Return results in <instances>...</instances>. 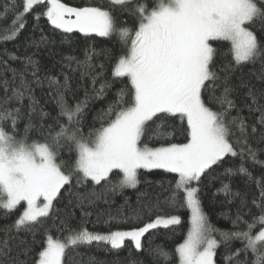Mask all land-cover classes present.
<instances>
[{
    "label": "snow or ice",
    "instance_id": "6c2138e0",
    "mask_svg": "<svg viewBox=\"0 0 264 264\" xmlns=\"http://www.w3.org/2000/svg\"><path fill=\"white\" fill-rule=\"evenodd\" d=\"M9 14L0 43L14 41L32 15L34 30L43 17L65 41L79 33L85 40L105 38L113 47L88 46L83 59L64 55L59 73L43 75L35 53L4 50V71L11 76L0 77V209L16 219L0 228V264H68L70 251L93 243L120 250L127 241L140 251L146 234L181 225L180 209L190 212L186 236L172 249L150 244L152 264H264V173L256 176L247 166L264 168V148L250 142L259 128L258 144L264 143V0H89L83 6L6 0L0 21ZM40 31V39L30 41L37 48L48 43ZM221 42H227L226 51ZM257 62L259 88L236 77L238 69ZM77 69L92 86L83 97L69 75ZM45 82L53 111L36 96ZM240 89H247L242 105L235 99ZM97 100L107 104L96 110ZM245 108L258 114L251 124ZM141 170L168 176L164 204L173 212L152 218V209L160 207L157 196L131 216L122 215L124 206L115 216L106 213L107 232L89 230L88 209L109 203V193L136 189ZM237 176L243 189L234 187ZM206 181L219 183L214 195L235 206L234 214H220L230 229L213 225L204 211ZM252 185L256 192L249 199ZM66 198L64 209L81 210L76 225L74 212L61 215L56 206ZM21 232L31 239H20Z\"/></svg>",
    "mask_w": 264,
    "mask_h": 264
},
{
    "label": "trees",
    "instance_id": "16d2710c",
    "mask_svg": "<svg viewBox=\"0 0 264 264\" xmlns=\"http://www.w3.org/2000/svg\"><path fill=\"white\" fill-rule=\"evenodd\" d=\"M22 0H18V3ZM70 6H83L88 3L89 0H64ZM95 2V0H93ZM6 3V0H0V9L3 8V5ZM41 9H37L40 11ZM12 16L9 14L8 19L0 21V28L8 25L11 21ZM124 19H127L125 16ZM27 23L25 28L20 32L19 36L9 43H0V77L7 75L11 76V73L4 71V65L2 61L8 60L7 55H5L4 50L7 49L9 52H14L17 56L31 55L35 53V59H38L41 67V75L47 73L57 74L62 70V57L64 55H74L80 59H83V53L86 47L92 46L97 51L101 49H111L113 47V42L105 38H95L93 40H85L82 34L72 33L68 34L70 39L68 41L64 40L63 34L59 30L53 31L51 26L47 23L46 18H41L39 21V28L34 30L36 21L33 19L32 15L26 17ZM47 36L48 43L46 45H40L39 48L33 46L30 41L32 39L39 40L41 36V31ZM227 42H221L219 44L221 51L227 50ZM103 61V57H100V60L97 62ZM12 67L19 68L20 62L8 61ZM107 66V62L104 61ZM73 68H76L75 63L72 65ZM64 71H69L68 69H63ZM80 69H77L76 72H69V75L73 77L72 79V88L76 91L77 97H83L85 88L91 90L90 79L85 78L80 79ZM261 72V65L257 62L255 65L249 64L243 68H240L236 71V77H242L245 81H250L253 84H256L257 87H261V82L257 80V76ZM235 82V81H234ZM119 86V85H118ZM97 87L99 85L97 84ZM247 89H240L235 99L238 105H242L243 98L245 96ZM48 88L47 83L45 82L43 90L36 88V96L40 100L41 105L45 107L46 111H53V103L51 98L47 95ZM108 99H111V94H109ZM27 103V101H25ZM107 104V100H97L92 102V107L96 110L104 107ZM243 115L248 119L251 124L255 115H250L248 110L245 108ZM89 120H91V113L89 114ZM23 125H21V128ZM260 129L254 137L251 138L250 142L254 147L257 145L261 148H264V143H259L260 141ZM154 146H158V143ZM259 159L264 160V153H262ZM256 176H259L261 173H264V168L260 165L253 166L251 163L247 165ZM142 175L140 177V184L136 189L125 188L122 192L108 195L109 203H105L103 200L98 201L95 208H89L88 210L93 213L92 216L88 218L89 223L87 227L89 230H95L99 232H107L108 226L105 225L104 221L107 220L106 213L111 212L112 215L118 214V209L121 206H124L122 215L131 216L132 209L139 208L142 204H151L157 196H159L160 207L153 208L151 211L152 218L156 214H170L173 212L172 209L168 208L164 204V198L166 193L164 188L167 187L166 180L168 176L163 172V170H141ZM160 182H165L163 187ZM220 187L219 183L208 184L207 181L203 186L201 199L203 204L204 211L208 214L209 219L213 225L220 229H230L231 223L228 219H225L220 214L223 212H231L234 214L236 212L235 206H228L224 204L225 197L223 194H217L216 189ZM234 187L244 188V184L239 176L234 180ZM100 189L97 188V191ZM256 192L255 185H252L249 189V199L252 198V194ZM146 194L141 197V194ZM138 197L140 198L138 200ZM127 201V204H126ZM67 203V198L61 204H57L58 208L62 209L61 215H64L65 212H74L75 219H73V225H76L80 221L82 215L80 208L78 207H69L64 209V204ZM255 211V209H253ZM105 213L101 216V222L95 223L97 220V213ZM182 217L181 225L175 226L174 229H157L153 230L150 233L146 234L145 238H142V243L145 245L144 249L137 251L134 246L126 241V246L120 250H110V246H100L97 247L95 243L91 246H83L77 249L76 251H70L68 253V264H132L133 261L138 262V264H152V257L148 254V246L162 244L168 249L175 247V244L182 242V238L186 236L187 231L190 227L189 217L190 212L187 209H180L178 212ZM148 209H144L143 220L147 221L149 219ZM16 219V213H12L8 217L4 216V210L0 209V228L4 225L11 224ZM127 228L128 225H117L113 223L112 228L116 227ZM15 234V230L13 231ZM0 237H3V233L0 232ZM20 239H31V237L23 232L19 233ZM17 241L12 242L13 248H15ZM237 246L238 242H237ZM14 254V253H13ZM94 258V259H93Z\"/></svg>",
    "mask_w": 264,
    "mask_h": 264
}]
</instances>
